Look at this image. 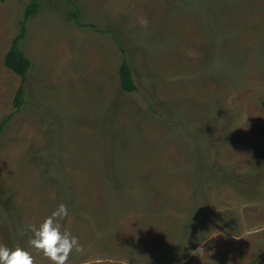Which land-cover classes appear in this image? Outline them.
<instances>
[{"label": "rangeland", "instance_id": "obj_1", "mask_svg": "<svg viewBox=\"0 0 264 264\" xmlns=\"http://www.w3.org/2000/svg\"><path fill=\"white\" fill-rule=\"evenodd\" d=\"M31 1L0 2V244L50 264L25 228L65 203L68 264H264V0H39L22 82Z\"/></svg>", "mask_w": 264, "mask_h": 264}, {"label": "clouds", "instance_id": "obj_2", "mask_svg": "<svg viewBox=\"0 0 264 264\" xmlns=\"http://www.w3.org/2000/svg\"><path fill=\"white\" fill-rule=\"evenodd\" d=\"M139 23L141 27L148 26L145 18H140ZM68 216V206L60 203L38 226L28 225L25 228L26 232L32 234L28 240L30 248L36 254H41L50 264H68L73 252H84L78 237L63 229L62 222ZM197 250L203 252L202 248ZM0 264H36V260L32 251L20 246L9 248L0 244Z\"/></svg>", "mask_w": 264, "mask_h": 264}, {"label": "trees", "instance_id": "obj_3", "mask_svg": "<svg viewBox=\"0 0 264 264\" xmlns=\"http://www.w3.org/2000/svg\"><path fill=\"white\" fill-rule=\"evenodd\" d=\"M5 0H0V2H4ZM39 0H32L25 8L24 10V16H23V25L21 26L20 33L14 38V40L11 43L10 49L7 51V53L4 56V66L16 74L18 77H20L21 81H25L27 73L29 72L31 68V61L29 58L24 54V52L20 48V42L22 41L24 35H25V25L27 20L32 17L34 14L37 13L39 10ZM75 16L77 15V12H75ZM73 15V17H75ZM118 77L120 86L123 91L127 93H132L136 90V86L134 83V79L132 76V71L130 65H128L127 61L123 59L121 62L119 69H118ZM23 95V89L20 87L15 95L14 98V106L17 111L19 110V107L21 106V98ZM16 111V112H17ZM5 125H0V135L2 134L4 130Z\"/></svg>", "mask_w": 264, "mask_h": 264}]
</instances>
